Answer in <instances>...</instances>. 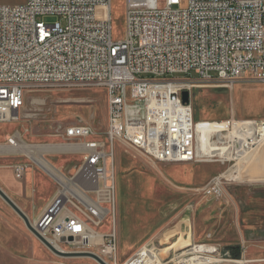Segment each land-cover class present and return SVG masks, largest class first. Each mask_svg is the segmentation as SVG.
<instances>
[{
  "label": "built area",
  "instance_id": "built-area-1",
  "mask_svg": "<svg viewBox=\"0 0 264 264\" xmlns=\"http://www.w3.org/2000/svg\"><path fill=\"white\" fill-rule=\"evenodd\" d=\"M185 2L183 8L182 0H162L161 6L159 0H124L120 40L112 34V0L0 5V123L23 110L30 86L95 85L106 95V142L93 138L85 125L65 132L67 139L80 142L83 160L73 176L59 181L56 196L33 224L44 238L59 244L72 238L83 246L89 241L90 229L104 218L105 203L114 198L106 160L115 144L155 163L198 161V124L191 106L181 101L191 76L264 83V0ZM39 17L56 20L46 24ZM205 125L212 130L211 142L223 146L218 156L207 157L209 162L236 163L264 144V119ZM8 143L16 145L12 139ZM13 170L20 179L24 166ZM223 182L219 176L212 185L222 188ZM97 245L99 257L116 264L114 236H103ZM213 251L221 256L218 248ZM156 254L147 244L129 262H154Z\"/></svg>",
  "mask_w": 264,
  "mask_h": 264
},
{
  "label": "rangeland",
  "instance_id": "rangeland-1",
  "mask_svg": "<svg viewBox=\"0 0 264 264\" xmlns=\"http://www.w3.org/2000/svg\"><path fill=\"white\" fill-rule=\"evenodd\" d=\"M159 4L162 5V0H159ZM185 6L186 2L182 0L181 7ZM55 20L54 17L38 18V21L46 24ZM112 20L113 37L120 40L125 32L124 0H112ZM191 77L189 86L195 87L187 90L188 104L197 122L264 119V83L237 80L229 84ZM27 91L34 93L26 94ZM26 93L24 108L15 116L17 120L0 123V136L4 132L16 131L21 136L19 140L29 145L49 147L66 144L76 147L80 146V142L67 139L65 132L71 126L85 125L92 130L93 138L106 142L107 105L102 88L95 85H37L28 87ZM33 99H39L44 104L32 105ZM26 115L30 118H25ZM105 149L109 153L107 146ZM9 152L14 154L13 157L27 156L13 148ZM112 153L113 228L105 225L96 232L104 233L105 237L114 236V261L117 264L132 257L145 244L151 245L159 257L162 256V264H175L186 258L183 252L190 247L185 244L189 238L197 244L218 248L221 256L215 255L225 260L244 259L251 263L264 260V182L260 181L261 173L257 168L263 163L264 155L260 151H253L247 167L241 173H232L229 177L232 182H223L222 188L214 187L213 182L227 168H236V163H155L121 144H115ZM44 158L63 176L70 177L79 168L83 152L46 153ZM18 160H22L34 172L36 183L41 180L48 182L45 190L36 193L38 199L54 198L60 180L33 160L31 162L25 157ZM19 199L13 197L20 209ZM41 213L37 212L34 219L37 220ZM30 219L34 220L32 217ZM18 220L25 226L19 216ZM25 230L33 238L32 255L27 251L25 239L19 237L17 249L12 254L0 251L1 264H29L31 260L33 264H98L91 259L81 258L85 257L81 255H55L26 226ZM97 244L93 243L92 248L74 242L61 245L67 246L68 253L89 252L99 256ZM180 244L182 246L179 248ZM230 247L240 249L237 258L224 255ZM0 249H5L4 244Z\"/></svg>",
  "mask_w": 264,
  "mask_h": 264
},
{
  "label": "bare ground",
  "instance_id": "bare-ground-1",
  "mask_svg": "<svg viewBox=\"0 0 264 264\" xmlns=\"http://www.w3.org/2000/svg\"><path fill=\"white\" fill-rule=\"evenodd\" d=\"M194 87L195 86H189V88H194ZM28 93L31 94L34 92L33 91H27L26 94H28ZM31 104L32 105H41L44 103L39 99H33L31 101ZM25 118H30V116L26 115ZM12 120H17V119L12 118ZM208 123H217V122L216 121H212V122L200 121V122H197L198 127H197V135H196V142H197L196 148H197V156H198L197 163H199V164L215 163V162L207 161L206 160L207 157L212 158V157L218 156L220 150H223V146L221 143L218 145L217 142H214V143L211 142L210 137L212 134V130L207 125H205ZM11 139L12 138H10L9 140H11ZM19 141H20V143L17 144L16 147H12V148L18 152L26 153L33 161H35V163L39 167L45 169L55 179H58V180L64 179L63 174L44 158V154H46V153H62V152L66 153V152L82 151L80 146L75 147V146H71V145L60 144V145H51L49 147H44L42 145H29L26 142H24L23 140L22 141L19 140ZM12 148H10V149H12ZM257 150L260 151L264 155V144L262 146H260ZM7 154L14 156V154L10 153V152ZM250 154H252V153H250ZM250 154L247 155L242 160H239V159L236 160V164L234 165L236 168H233V169L230 168L228 170V172H225V174H222L221 176L222 177L223 176L224 177H230L232 175V173H234V172L241 173L242 170L245 169L247 167V165L250 163V157H249ZM111 162H112V158L110 156L107 157L106 165H107L108 170L109 169L111 170ZM257 167H259L262 170V178L260 180L264 181V161L261 165H259ZM216 184H217V181H216ZM105 206H106L105 207L106 211L104 212V218H102V220L100 219V221L97 222V224H96L97 228L96 229H94V228L90 229L89 241L84 245L87 248L90 247L93 243H101L102 242L104 233L100 234V233L96 232L97 229L103 228L105 225H107L108 228H110V227L113 228L112 216H113V212H114V198L112 195L110 196L108 202L105 203ZM27 219H28V217H27ZM30 223H31V221H30ZM31 224L33 225V222ZM45 239L52 246H54L56 249L59 248L65 252H70L66 245H61L49 237H47ZM185 244H188L190 246L189 248H187L188 250H185L183 252V256H185L186 258L181 259L179 262H176L175 264H216V263H222V262L230 261V260L222 259L221 257H218L215 254H213V252H214L213 249L215 248L214 246L200 245V244L195 243L190 238L185 241ZM146 245L147 244H145L143 246H146ZM181 246L182 245L180 244L179 248ZM154 250H155V248H154ZM188 256H192V257L187 258ZM161 257H162L161 255L159 257V255L156 254V259L154 260V262H146L143 264H162L161 259H160ZM81 258H88V257H81ZM130 258L131 257H129L122 264H130V262H129ZM88 259H90V258H88ZM91 260H93V259H91ZM105 262L110 263L107 260H105ZM230 262H238V263L240 262V264L246 263V261L241 262V260L230 261ZM133 264H138V262L133 263Z\"/></svg>",
  "mask_w": 264,
  "mask_h": 264
},
{
  "label": "crops",
  "instance_id": "crops-1",
  "mask_svg": "<svg viewBox=\"0 0 264 264\" xmlns=\"http://www.w3.org/2000/svg\"><path fill=\"white\" fill-rule=\"evenodd\" d=\"M24 2L25 0H0V5H21ZM16 136H18V138H16ZM20 137H21L20 134L16 131L14 133L4 132V135L0 136V190L4 192L14 204L17 203L13 200V197L20 198L18 201L20 205V209L28 217L31 223L33 222L34 224L36 222V219L34 218L37 212L43 211L44 208L51 203L53 198L51 196H48L44 200H40L36 196V193L39 190L43 191L46 189V185L48 182L41 180L40 183H36L34 172L32 170H29L27 168V165L24 162H22V160H18L25 157L32 162V159L26 153L24 154H26L28 157L25 155H21L19 157H13V155L6 153L10 151V148L16 147V145L20 143L19 141V139H21ZM10 138H12L15 141L16 144L15 146L9 145L8 141ZM17 165L24 166L23 176L26 173L24 179H22L23 176L20 178L21 180L15 178L13 169ZM228 170L229 168H227L223 174H225V172H228ZM259 170L261 173L259 179H261L262 170L260 168ZM64 177H69V176H64ZM223 178L225 184H229L232 182V180H229V177L223 176ZM12 211L13 210L0 197V248L3 244L5 247L4 250L0 249V251H4L6 253L12 254V252L17 249L18 239L19 237H21L25 239L27 251H30L32 255L34 249L33 238L26 232L25 226L21 222H19L18 215L16 213L14 214ZM31 217L34 220H31L30 219ZM3 239L5 240L3 241ZM190 239L192 240V238ZM7 259L9 258L7 257ZM242 261H246V260L242 259L241 262ZM33 263H34L33 260L29 262V264H33ZM223 263L240 264V262L238 263V262H230V261L216 263V264H223Z\"/></svg>",
  "mask_w": 264,
  "mask_h": 264
},
{
  "label": "water",
  "instance_id": "water-1",
  "mask_svg": "<svg viewBox=\"0 0 264 264\" xmlns=\"http://www.w3.org/2000/svg\"><path fill=\"white\" fill-rule=\"evenodd\" d=\"M181 101L183 104H188L189 101V93L188 91H183L181 93ZM0 197L3 199V201L23 220L26 228L31 232V234L37 238V240H39L50 252H52L55 255L58 256H62V257H69V256H74V255H81V256H85L88 257L90 259H93L94 261H96L98 264H106L99 256L93 254V253H89V252H85V253H81V254H72V253H68V252H61L59 250H57L54 246H52L43 236H41L37 230L33 227V225L30 223V221L27 219V217L25 216V214L10 200V198L5 195L4 192H2L0 190ZM72 238H69L68 241H72ZM61 242H64V240L62 239Z\"/></svg>",
  "mask_w": 264,
  "mask_h": 264
},
{
  "label": "trees",
  "instance_id": "trees-1",
  "mask_svg": "<svg viewBox=\"0 0 264 264\" xmlns=\"http://www.w3.org/2000/svg\"><path fill=\"white\" fill-rule=\"evenodd\" d=\"M226 252L228 253L230 258H237L240 254V249L238 247L237 248L230 247L227 248Z\"/></svg>",
  "mask_w": 264,
  "mask_h": 264
}]
</instances>
